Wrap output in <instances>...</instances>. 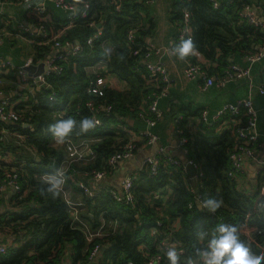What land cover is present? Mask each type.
I'll return each mask as SVG.
<instances>
[{"label":"trees","instance_id":"16d2710c","mask_svg":"<svg viewBox=\"0 0 264 264\" xmlns=\"http://www.w3.org/2000/svg\"><path fill=\"white\" fill-rule=\"evenodd\" d=\"M215 1L219 4L217 8L212 0H173L172 19L179 20L185 10L189 12L192 39L209 63L206 69L210 74H222L232 64L230 58L244 57L247 53L255 52L258 44L263 45L264 32L251 27L239 16L242 7L251 4V0ZM78 2L89 3L88 16L78 19L59 40L77 41L83 50L71 57L69 62L62 63L64 71L61 74L48 77L56 90V100L49 101L45 96L40 98L44 115L32 119L34 130L17 127L29 133L31 142L42 155V162L27 165L22 171L21 184L25 196L15 203L21 208L0 215V234H13L18 244L0 254V264H63L66 259L70 264L87 261L89 249L85 252L87 243L84 234L71 227L65 202L60 195L55 199L50 195L41 196L40 181L34 175L48 170L45 165L51 157L61 161L65 156L61 148L51 146V136L46 131L48 125L55 122L50 116L51 112L67 108L69 117L77 120L91 116L84 106L78 109L77 105L87 99L83 94L88 80L85 67L105 57L102 44L105 43L112 50L106 66L108 73L126 82L127 88L123 91L106 88L98 99L112 104V111L100 115L102 124L94 130L86 134H72L75 138H101L92 146L94 161L81 169H99L114 152L115 139L123 137L126 140L122 130L117 127L120 121L133 129L138 127L132 122L137 119L139 105L152 90L145 81L147 71L137 64V57L128 45L130 29H138L136 41L144 46L147 45L146 38L154 32L155 21L150 16L147 0ZM45 14L28 8L24 18L32 23L45 17ZM7 19V14H0V29L16 32L13 23L5 22ZM92 21L101 25L102 34L89 46L86 40L96 31L95 26H89ZM67 22L68 19L62 20L53 14V22H46L48 32L53 35ZM32 40L36 42L31 45V50L35 52L34 61L46 57L51 46L37 44L44 41L39 36L32 37ZM10 75L13 76V73ZM178 112L173 113L172 118L177 114H182L184 118L192 114L197 118L201 110L189 111L187 107H181ZM221 122L212 127L200 122L198 132L189 134V146L192 148L190 155L201 164L205 174L202 185L197 183L196 187L206 197L222 200V206L217 211L222 221H218L217 215L202 211L195 203L189 208L188 203L194 196L189 190L186 174L161 161L156 175L150 176L146 172L135 174L133 205L116 202L105 188L95 196L81 195L87 206L83 218L92 228L97 226L98 216L103 210H107L109 216L123 226L121 234L96 239L91 244L90 248L98 242L105 245V250L90 264H127L129 261L146 264V256L158 252L160 236L155 237L150 232L158 219H162L164 224L161 236L172 230L173 239L182 253V262L193 255L198 245L196 234L201 230L210 231L220 223L239 226L241 238L252 250L257 254L264 253V208L258 207L264 203V197H259L258 186L241 189L238 180L228 176L229 154L234 147L235 137L233 129L217 131ZM175 223H178V227L174 226Z\"/></svg>","mask_w":264,"mask_h":264},{"label":"built area","instance_id":"2783aa9c","mask_svg":"<svg viewBox=\"0 0 264 264\" xmlns=\"http://www.w3.org/2000/svg\"><path fill=\"white\" fill-rule=\"evenodd\" d=\"M5 0H0V6ZM32 0H15L18 5L31 6ZM79 0H38L33 9L41 14L45 13L46 4L51 3L55 8L70 12V18L67 24L62 25L53 35L48 32V21L46 17L39 19L37 22L17 21L8 15L5 21L7 24H14L16 32L6 31L0 33V45L3 43L4 34L21 39L31 45L36 43L32 37H41L44 41H38L39 45H50L51 51L43 59L34 61V55L27 57L21 64H15L8 56L0 55V193L4 189H11L14 193L15 203L24 198L25 193L22 192L21 178L23 169L27 165L42 162V155L31 142L28 132L18 129L21 126L24 130H34L32 119L37 116H43L44 112L41 108L40 98L45 96L49 101L56 100V90L48 81L51 74H61L64 71L63 62H69L71 57L80 54L83 50L79 42L60 41L61 36L75 25L78 19L88 16L90 5L88 2L80 4ZM114 3L122 0H112ZM156 0H147L149 5H153ZM185 1V0H178ZM231 2L235 0H230ZM213 6L217 8L218 2L212 0ZM0 14H4L0 9ZM242 20L247 22L251 27L264 32V15L259 13L258 7H253L250 3L242 7L239 12ZM177 27L175 43H178L183 36L192 37V29L190 26V14L185 10L181 19L174 21ZM89 26L96 27L93 35L87 38L86 43L92 46L94 39L98 38L102 31L100 24L93 21ZM137 28L128 31V45L132 50V54L137 57L138 65L143 67L147 73L144 76L145 81L151 92L146 96L138 107L137 120L143 123V128L133 129L124 121H120L117 127L122 130L126 140L123 137H117L113 145L114 152L105 160L99 169H91L85 171L81 169L83 166L89 165L95 159V152L92 146L101 141V138H75L70 136L64 144H58L51 138V146L55 149L61 148L65 156L61 161L51 157L46 163L48 170L38 172L34 177L41 181V177L45 174H52L57 169H62L67 176V180L63 185L60 194L61 198L67 206L70 217V225L73 229L79 230L84 234L86 240L87 261L90 264L96 259L105 245L98 242L90 248L96 239H101L109 235H118L122 233L123 226L119 222L111 218L107 210H103L98 216L97 226L92 228L83 215L86 213V203L82 197L75 198L74 190L80 192L84 196H95L102 188L108 189L113 199L121 204L133 205L135 202L134 194V176L138 172H146L150 176L158 173L160 163L173 166L175 169H181L187 176L189 190L193 193V200L188 203V207L192 208L194 203L200 202L206 196L199 193L196 184L202 185L205 177L201 164L190 155L192 148L189 146L190 136L196 134L191 128L182 114H177L172 119L174 135L177 141L173 145H164L161 138L153 131V128L163 119L165 113L160 108V99L168 95V87L171 79L167 67L163 62H152L150 57L153 54H160L162 50L154 45L147 43L142 45L136 41ZM105 49L108 48L105 43L102 44ZM112 52V50H111ZM195 56H189L184 60L185 68L183 70L184 77L188 80H197L200 82L202 91H207L210 87L216 86L224 88L230 81L237 79H247L252 87L251 66L257 61L264 58V44L255 52L247 53L245 59L248 66H241L232 63L224 70L222 74H210L206 69L205 57L198 51ZM35 53V52H34ZM111 55V54H110ZM110 56L99 60L91 66L85 67L87 75V84L83 94L87 99L81 100L77 108L84 106L90 113V117L102 124L100 115L108 114L112 111L113 105L105 100L98 99L103 91L111 87L115 89L117 82L125 84L126 82L108 73L106 66ZM45 61L46 69L42 73H31L27 70L30 66H38ZM13 73V76L8 75ZM125 88V89H126ZM124 89V90H125ZM116 90V89H115ZM121 91V90H118ZM123 91V90H122ZM258 92L264 95V80L258 86ZM79 114V112H77ZM50 116L53 121L59 119H67L69 113L67 108L51 112ZM200 122L208 127L214 126L216 123L228 124L229 129H233L235 144L229 154L230 169L228 176L232 179L238 178L244 171L247 161H253L256 165V172L259 178L258 191L259 197H264V156L258 153L261 148L259 141V132L257 130L258 114L254 108L251 97L241 99L234 104H225L223 107L210 113L207 109H202L198 118ZM25 124L29 128L25 127ZM154 147L155 151L151 155H145L139 159L133 169L125 172L122 177L118 178L111 188L101 187L104 181H112L116 178L121 166L135 158L140 154L141 150L148 147ZM4 147L5 149H3ZM178 148L182 151L183 157L179 158L171 154V150ZM55 167L53 171L50 168ZM218 221H222V217L217 212ZM163 220L158 219L155 225L151 227L150 232L153 236L159 237L158 252L146 256V264H168L164 255L167 244L174 243L178 251L179 244L173 239L172 230L163 234ZM9 237L3 235L7 241L0 242V254L5 253L10 246H18L17 240L13 234ZM4 238V239H5ZM69 262L68 259L65 260ZM64 264V263H63ZM70 264V262H69ZM127 264H134L129 261Z\"/></svg>","mask_w":264,"mask_h":264},{"label":"crops","instance_id":"0c3cea01","mask_svg":"<svg viewBox=\"0 0 264 264\" xmlns=\"http://www.w3.org/2000/svg\"><path fill=\"white\" fill-rule=\"evenodd\" d=\"M251 5L253 7H258L259 13L264 15V0L258 2V0H251ZM38 0H32L31 6L18 5L15 0H5L4 4L0 6V9L4 14L12 16L16 20L25 21V13L28 8H33ZM172 3L173 0H156L155 3L149 7L150 16L155 21V29L150 37L146 38L145 42L154 45L162 50L160 54H153L150 57L152 62L160 61L168 69V73L171 79V83L168 87V95L160 99L159 106L164 111L165 115L163 119L153 128H157V132L154 131L160 138L164 145H173L176 143L177 138L174 135L173 125H172V114L179 113L178 110L181 107H187L189 111H195L197 109H207L210 113H214L225 104H234L241 99L251 97L253 101L254 108L257 110L258 120H257V130L259 132V141L261 148L258 149V153L264 156V95L258 92V86L264 80V67H260L255 70L257 64L251 66V78L253 86L251 87L247 79H237L230 81L224 88H218L216 86L210 87L207 91H202L200 88V82L197 80H188L184 77L183 70L185 68L184 60L181 61L176 57L170 56L166 49H169L176 39L177 27L174 20L172 19ZM24 6V8H21ZM152 8V15L150 9ZM53 12V10H55ZM49 11L48 14H45ZM45 17L47 20L53 22V14L59 18L69 19L70 12L63 11L54 7L53 4H46ZM6 32V29L1 28L0 33ZM3 43L0 45V55L10 57L15 64H21L27 57L34 55V51L31 50V44L24 42L21 39L12 37L9 34H4ZM262 44H258L256 49L261 47ZM263 59V58H262ZM261 59V60H262ZM260 61V60H259ZM205 63L209 66V63L205 59ZM230 63H236L241 66H248V63L244 57L234 56L230 58ZM11 77V75H8ZM126 88L125 84L117 82L115 86L116 90H124ZM171 111V112H170ZM199 117H195L192 114L185 118L188 123V127L191 128L195 133L199 129ZM136 129L143 128V123L136 119L132 122ZM217 131L221 132L229 129L228 124H219L217 126ZM162 134L165 135V139H162ZM155 151L154 147H148L141 150L140 154L136 156V162L145 155H151ZM173 156L182 158V151L178 148L171 150ZM135 163L131 160L124 163L116 178L112 181H104L101 183V187L111 188L115 181L122 175L132 170L135 167ZM238 180L239 188L249 190L250 185L258 186L259 178L256 172V165L253 161H247L244 171L242 174L236 178ZM254 182V184L252 183ZM14 193L11 189H4L0 193V215L2 213H10V211L18 210L21 207L15 205ZM73 196L75 198L81 197L79 191L74 190ZM14 209V210H13ZM175 227H178V223H175ZM11 237V234H8ZM5 238V237H4ZM3 235L0 234V242L7 241L4 240ZM64 264H69L68 261Z\"/></svg>","mask_w":264,"mask_h":264},{"label":"clouds","instance_id":"9594fccd","mask_svg":"<svg viewBox=\"0 0 264 264\" xmlns=\"http://www.w3.org/2000/svg\"><path fill=\"white\" fill-rule=\"evenodd\" d=\"M105 55L110 56L111 49H105ZM170 56L183 61L189 56L198 54L196 45L191 36L181 37L166 49ZM98 121L92 117L84 116L79 120L69 117L59 119L48 125L47 133L58 144H64L73 134H86L96 128ZM67 180L62 169L55 170L52 174H45L40 181L41 196L50 195L57 198ZM222 200L211 196L199 202L202 211L215 214L222 206ZM258 207L264 208V203ZM198 245L194 248L192 256L182 262V253L176 244H167L164 255L168 264H264V253H255L251 246L241 238V228L235 224L220 223L210 231L201 230L196 234Z\"/></svg>","mask_w":264,"mask_h":264},{"label":"water","instance_id":"95a60500","mask_svg":"<svg viewBox=\"0 0 264 264\" xmlns=\"http://www.w3.org/2000/svg\"><path fill=\"white\" fill-rule=\"evenodd\" d=\"M45 69H46L45 61L41 62L38 66H33V65H32V66H30V67L27 68V70H28L29 72H31V73H37V74L42 73ZM25 127L29 128L27 124H25ZM38 161H39V158L37 159V162H38ZM131 161H132V162H135L136 159L133 158V159H131ZM252 183L254 184V182H252ZM196 204H197L198 207H199V203L196 202ZM199 208H200V207H199ZM104 250H105V247H103L101 251H104Z\"/></svg>","mask_w":264,"mask_h":264},{"label":"rangeland","instance_id":"374dc122","mask_svg":"<svg viewBox=\"0 0 264 264\" xmlns=\"http://www.w3.org/2000/svg\"><path fill=\"white\" fill-rule=\"evenodd\" d=\"M150 6H152V5H150ZM21 8H24V6H22ZM152 10V8L150 9V11ZM151 15H152V11H151ZM256 64V63H255ZM254 64V65H255ZM260 67H264V58L262 59V60H260V61H258L257 62V64H256V66H255V70H257L258 68H260ZM158 128V127H157ZM157 128H155L154 129V131H156L157 132ZM162 139L164 140L165 139V135L164 134H162Z\"/></svg>","mask_w":264,"mask_h":264}]
</instances>
